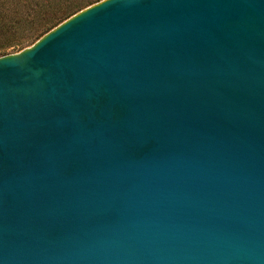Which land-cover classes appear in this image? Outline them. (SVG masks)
Returning a JSON list of instances; mask_svg holds the SVG:
<instances>
[{
	"label": "water",
	"instance_id": "1",
	"mask_svg": "<svg viewBox=\"0 0 264 264\" xmlns=\"http://www.w3.org/2000/svg\"><path fill=\"white\" fill-rule=\"evenodd\" d=\"M0 264H264V0H98L0 56Z\"/></svg>",
	"mask_w": 264,
	"mask_h": 264
},
{
	"label": "trees",
	"instance_id": "2",
	"mask_svg": "<svg viewBox=\"0 0 264 264\" xmlns=\"http://www.w3.org/2000/svg\"><path fill=\"white\" fill-rule=\"evenodd\" d=\"M95 1L98 0H0V30L13 32L0 42V55L7 53L8 48H22L25 42H34L52 27ZM20 23L28 24L32 29L27 36L14 34V27Z\"/></svg>",
	"mask_w": 264,
	"mask_h": 264
},
{
	"label": "rangeland",
	"instance_id": "3",
	"mask_svg": "<svg viewBox=\"0 0 264 264\" xmlns=\"http://www.w3.org/2000/svg\"><path fill=\"white\" fill-rule=\"evenodd\" d=\"M75 1H82L83 2V1H90V0H75ZM31 30L32 29L29 28V25L28 24L20 23L16 27H14V31H15L14 34H16V35L17 34H22V36H27L31 32ZM10 33H13V32H10V31H7V30H0V42H2L4 39L10 37L11 36ZM34 42H25L23 44L24 46L22 48H19V47L18 48H10V49L8 48L7 49V53H5V54L17 52V51H19V50H21V49H23V48H25L27 46H30ZM2 55H4V54H1L0 56H2Z\"/></svg>",
	"mask_w": 264,
	"mask_h": 264
}]
</instances>
